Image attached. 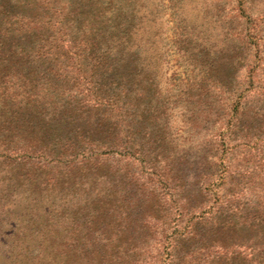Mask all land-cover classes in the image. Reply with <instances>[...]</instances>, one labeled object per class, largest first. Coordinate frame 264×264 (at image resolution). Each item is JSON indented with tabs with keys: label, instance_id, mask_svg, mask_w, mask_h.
<instances>
[{
	"label": "trees",
	"instance_id": "1",
	"mask_svg": "<svg viewBox=\"0 0 264 264\" xmlns=\"http://www.w3.org/2000/svg\"><path fill=\"white\" fill-rule=\"evenodd\" d=\"M227 1L236 27L228 57L213 67L217 92L212 94L226 99L230 117L218 129L229 141L220 153L215 141L207 140L197 156L175 160L172 189L188 218L179 235L157 238L149 256L138 258L142 264H264V0ZM257 2L262 8L255 10ZM67 9L72 23L84 31L78 43L82 69L56 57L68 50L52 51L57 45H47L37 0H0V164H14L7 182L0 179V205L12 183L20 181L30 185L38 204L45 190L57 188L55 167L68 187L75 185L76 175L104 183L110 170L102 162L109 155L132 159L142 154L135 137L152 135L146 122L157 88L143 82L146 72L124 57L123 41L117 38L131 30L127 14L121 7L115 14L100 10L95 0H68ZM204 98L210 100L202 93L196 101ZM208 108L201 110L205 118L215 110ZM258 145L263 168L247 171L238 155L257 151ZM44 183L53 189L43 188ZM95 193L80 197L84 203L73 201L78 205L71 209L73 216L80 208L99 205L101 189ZM61 198L56 193L55 207ZM144 202L142 195L136 204ZM65 252L59 254L63 264L98 255L95 248Z\"/></svg>",
	"mask_w": 264,
	"mask_h": 264
},
{
	"label": "rangeland",
	"instance_id": "2",
	"mask_svg": "<svg viewBox=\"0 0 264 264\" xmlns=\"http://www.w3.org/2000/svg\"><path fill=\"white\" fill-rule=\"evenodd\" d=\"M95 2L101 6L100 10L112 14L120 13L121 7L127 21L132 23L128 26L131 30L121 34L123 38H117L123 41L124 57L129 56L135 67L146 72L143 82L157 88L146 122V131L151 130L152 135L140 132L135 137L136 148L142 154L132 159L109 155L102 162L110 170L104 183L91 175L84 178L76 175L75 185L68 187L62 171L53 168L57 188L45 190L38 204L29 193L30 185L17 175L20 182L12 183L5 194L6 202L0 205V255L9 257L0 260L3 264H16V260L22 264H63L64 258L59 254L67 250L72 254L85 250L92 253L94 248L98 255H85L76 264H142L138 258L149 256L155 240L179 235L188 218L172 189L175 160L183 154L197 156L207 140L215 141L214 147L220 153L229 141L222 139L218 129L220 122L230 117L228 105L221 95L214 98L212 91H217L212 87L216 86L217 78L213 67L228 57L233 45L231 35L236 27L230 17L233 5L227 0ZM37 3L45 35L51 42L47 45H57L52 51L68 50L69 53L56 57L61 63L82 69L78 66L83 56L78 43L83 40L84 31L72 23L68 0H37ZM261 8L262 3L254 4L255 10ZM78 72L74 70L73 74ZM202 93L210 98L211 106L206 98L203 103L196 101ZM143 106L141 102L140 107ZM208 106L215 110L205 118L201 110ZM137 111L142 113L141 108ZM262 152L258 145L257 151L238 156L244 168L254 172L255 166L263 168ZM243 158L248 161L244 163ZM13 167L10 161L1 163L0 179L4 177L7 182ZM42 187L53 189L52 183H44ZM99 189L103 197L99 205L80 208L73 216L71 209L74 211L78 206L73 201L84 203L80 197L90 198ZM56 193L62 198L55 207ZM142 195L145 202L137 205Z\"/></svg>",
	"mask_w": 264,
	"mask_h": 264
}]
</instances>
